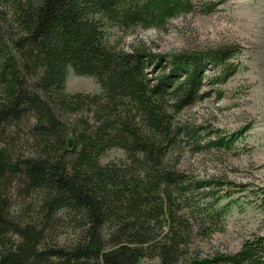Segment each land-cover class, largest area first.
Instances as JSON below:
<instances>
[{
	"label": "trees",
	"instance_id": "trees-1",
	"mask_svg": "<svg viewBox=\"0 0 264 264\" xmlns=\"http://www.w3.org/2000/svg\"><path fill=\"white\" fill-rule=\"evenodd\" d=\"M196 9L194 0H0V264H264V235L235 254L201 253L198 240L225 228L233 185L178 167L187 146L237 140L215 130L203 143L205 127L181 116L223 96L238 49L160 54L108 39V27L163 30ZM71 70L100 92H68ZM112 149L125 161L102 164Z\"/></svg>",
	"mask_w": 264,
	"mask_h": 264
},
{
	"label": "rangeland",
	"instance_id": "rangeland-1",
	"mask_svg": "<svg viewBox=\"0 0 264 264\" xmlns=\"http://www.w3.org/2000/svg\"><path fill=\"white\" fill-rule=\"evenodd\" d=\"M196 12L168 22L163 30L123 31L108 27L109 42L127 50L142 42L160 54L201 50L233 45L238 49L231 59L237 73L219 86L223 96L212 93L187 109L182 118L207 132L218 131L237 140L223 149L187 146L179 155L178 167L196 177H221L233 186L222 203H229L225 228L208 239H199L202 254H235L253 235H264V0H194ZM214 4L213 10L204 7ZM204 7V8H203ZM213 72V71H212ZM212 72H209L210 74ZM217 88V86H216ZM212 86L206 83L204 91ZM70 93H98L100 87L91 77L72 70L67 77ZM216 134L211 135L215 137ZM203 145V144H202ZM121 149L108 151L102 164L125 161Z\"/></svg>",
	"mask_w": 264,
	"mask_h": 264
}]
</instances>
